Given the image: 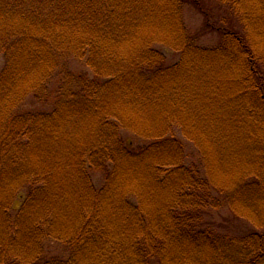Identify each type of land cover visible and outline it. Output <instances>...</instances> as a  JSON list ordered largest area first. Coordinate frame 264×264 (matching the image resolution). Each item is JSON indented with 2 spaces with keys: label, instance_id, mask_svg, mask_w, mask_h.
Segmentation results:
<instances>
[{
  "label": "trees",
  "instance_id": "trees-1",
  "mask_svg": "<svg viewBox=\"0 0 264 264\" xmlns=\"http://www.w3.org/2000/svg\"><path fill=\"white\" fill-rule=\"evenodd\" d=\"M231 1L238 5L239 0H0V146L17 149L10 160L32 164L37 143L48 142L49 134L73 135V123L82 126L85 119L95 125L80 154L72 141L57 158L70 165L72 156L80 170V182L69 185L85 191L79 193V212L68 211L69 192L53 169L41 163L14 170L27 193L19 210L0 202V264H264V39L248 38L244 21L239 30L236 8L231 12L233 6L226 5ZM186 7L204 17L198 36L183 24ZM221 7L229 21L213 24ZM159 16L180 22L172 39L139 33ZM212 32L220 43L204 49L198 41ZM157 46L202 56L207 66L223 65L226 79L214 83L203 75L209 93L193 91L177 83L182 68L170 66ZM75 64L84 71L74 72ZM206 93L209 99L201 100ZM30 102L48 112L27 109ZM117 103L136 114L163 108L166 122L160 130L138 132L130 111ZM61 113L70 123L57 122ZM234 115L245 120L246 139L222 134L232 128ZM177 128L197 150L195 167L184 166ZM123 131L140 143L125 144ZM248 162L252 168L245 174ZM131 167L139 177L121 185L120 168ZM91 172L104 176L102 187L92 185ZM221 198L234 213L233 223L242 221L228 233L206 218ZM240 202L246 213L238 210ZM156 205L160 211L154 215ZM52 243L69 255L54 252Z\"/></svg>",
  "mask_w": 264,
  "mask_h": 264
},
{
  "label": "rangeland",
  "instance_id": "rangeland-1",
  "mask_svg": "<svg viewBox=\"0 0 264 264\" xmlns=\"http://www.w3.org/2000/svg\"><path fill=\"white\" fill-rule=\"evenodd\" d=\"M227 2L228 0H224ZM242 1V2H241ZM42 5V4H41ZM215 5V4H214ZM226 5H232L233 7H230L231 12L234 10V7L236 8L237 12H232L236 13V24L237 26L240 27L239 30L243 31V25L242 21L247 23V37L250 36L251 38L255 37V39H264V27H262L259 23L262 21L260 16L264 15V0H239L238 5H234L231 1V3H227ZM42 6H45L44 4ZM222 11H220L219 16L217 15L213 20V24H218L217 21H224L225 23H228L229 20V11L228 9L224 10L221 7ZM247 18L246 19H241L242 16L246 15L247 13ZM241 13V15H240ZM243 13V14H242ZM260 15V16H259ZM163 16V15H162ZM162 16L160 17V21H155L152 23V25H149L148 27L141 29V32H139L142 36H153V37H159L161 39H172L170 37H173L177 34V30L179 28L180 22L177 23L176 19L173 17L170 20L168 17L164 18ZM183 24L186 27V30L190 35L192 36H198L203 30H204V17L195 9L191 7H186L183 11ZM249 16V17H248ZM252 17V19H251ZM244 18V17H243ZM158 19V18H157ZM179 19V18H178ZM251 19V21H250ZM165 20V21H164ZM174 20V22H172ZM217 22V23H216ZM220 25V24H219ZM218 25V26H219ZM258 25L261 26V31L258 28ZM179 32V31H178ZM147 33V35H146ZM249 38V37H248ZM260 39V40H261ZM199 45L202 46L204 49H212L215 48L219 43H220V35L218 32H212L210 34H207L206 36L202 37L198 41ZM156 49L163 54L164 58L167 59L168 63L170 66H180L182 68V75H180L179 82H185L186 86L190 88L191 90L195 91L196 89L199 91H210L209 87L206 85H203L200 81V78L204 75L207 79H210L214 83H222L224 78L226 79L225 76L226 72H224V67L223 65L215 64V65H206L205 62H202V59H204L202 56H195L193 53L192 55H183L181 52H176L172 50L171 48H167L165 46H157ZM194 57V58H193ZM4 65V60L2 57H0V69ZM71 69L74 70V72H82L84 71L83 68L80 67V65L75 64L71 66ZM88 75H92L88 70H85ZM215 86V85H214ZM168 88V86H165ZM178 90H181L180 88ZM181 92H183L181 90ZM205 94V96H200L202 98L201 100H207L210 97V94ZM184 94V92H183ZM182 95V93H181ZM108 96H110L108 94ZM207 98V99H206ZM121 99V97L117 98ZM216 100V99H215ZM220 101V100H219ZM53 100H51L49 103H52ZM221 102V101H220ZM122 109L125 110V112L130 111V118L133 119V122L130 124L132 127H134L138 132L142 133H150L153 130H160L163 124V120H165L164 116V109L160 108L158 110H151V111H145V112H140L143 114H136L134 111L129 110L128 108L130 107H125L122 105V103H117ZM27 109H33L34 111L39 113H42V110H44L43 107L39 106L38 109H36L35 106H32V103L30 102L27 105ZM45 107V106H44ZM175 113H177V110H173ZM210 111V110H209ZM43 112H48V110H44ZM211 112H209L207 115H205L207 118L210 115ZM62 115V116H61ZM60 118L57 119V122L63 118V121L65 120L70 123L68 119H66V116L61 113ZM172 116L173 113H172ZM216 119V118H215ZM226 119V118H225ZM225 119L220 120L222 123L225 122ZM232 122H229L232 128L228 127L223 135L227 134V136H231L232 132L234 133L232 136H234L236 139H246L248 136L246 135V132L249 131V128H247L246 123L244 122L242 118L239 119L238 115H234L232 117ZM81 121L82 126H76L77 122L73 123L72 129H74L73 135H68L66 131H59L60 133L57 136H51L49 134V141L48 142H38L36 151L34 154H32L30 157H33L32 164H28L27 162H20L19 164L16 162H12L11 159V153L17 152V149L14 148L13 150L11 148H1L0 146V177L3 178V185H4V190L0 192V202L1 203H10V208L19 210L22 205V196H25L27 193V189H22V184L21 183V178H18L17 175L15 174L16 170L17 172H20V168H29L31 166L35 168H40V164L43 163L46 167H49L53 169V176L57 179L60 180L61 186L65 188L63 191H68L69 193V198L70 201L68 203L69 209L71 213L79 212L80 207L79 205L81 204V196L79 193H84V189L81 191V185L79 184V192H76L74 189L75 187H69V185L78 183L82 179V175L79 174V168L77 169V165L75 166V163L72 160L71 156V164L70 165H63L64 160H59L65 152H67V149L72 148V141L78 142L77 146L80 147L78 148V154H80V151L84 145L85 138L87 137L85 134H88V130H93L94 126L93 121ZM218 120V119H216ZM231 121V118L229 119ZM54 121V120H53ZM238 121V122H237ZM190 120L186 121V128H189V130L193 131L192 125H190ZM87 123V124H85ZM127 123V122H126ZM78 124V123H77ZM79 125V124H78ZM237 125V126H236ZM234 126V128H233ZM93 127V128H92ZM2 125H0V138L5 135V131L2 129ZM219 132H222V129L219 130ZM221 134V133H220ZM122 136L124 138V143L128 144L131 143L132 146H137L138 143H140L137 138H135L133 135L123 131ZM176 138L178 141L182 144V151L183 157H185V163L184 166L188 167H195L196 162L199 161V156L197 155V150L193 144L191 143L185 135L181 132L179 128L176 129ZM92 142H95V138L92 139ZM41 148V149H40ZM56 156H55V155ZM29 155L26 154V157ZM59 157V159H57ZM31 159V158H30ZM49 159H52L49 160ZM61 161V163H60ZM251 163L248 162L246 164V167L244 170L245 174L252 168L250 166ZM71 167V169L69 168ZM16 168V169H15ZM72 169L74 171H72ZM75 169L78 172L75 171ZM15 170V172H14ZM196 170V169H195ZM227 171V170H226ZM27 173V172H26ZM120 173H123L121 175H125L124 179L122 180L123 183L121 185H124L126 183H129L131 181H134L139 177L138 174L133 172L132 167L129 169V171L125 172V168H120ZM191 173V172H190ZM91 181L92 185L98 189L103 186L104 184V176L100 173H95L91 172ZM232 185V182L230 183ZM83 185V183H82ZM143 188V184H142ZM13 196V197H12ZM46 197V196H45ZM44 196H41L40 199H44ZM222 199V198H221ZM134 204H136V200H132ZM238 210L241 213H246V209L243 207V204L240 202L236 204ZM160 205H156L154 208H151V211L154 215H157L160 210ZM13 211V210H12ZM15 216V213H13ZM80 214V213H77ZM34 215V213H33ZM234 213L229 208V205L224 204V199H222L219 202V207L216 210H209L207 214V220L209 223V226L212 225V227H218L220 229L223 227L220 231L221 232H229V228H231V225L233 226H240L238 221L237 223H233L235 221V217L233 216ZM35 216V215H34ZM3 219L2 216L0 215V224L2 223ZM228 221V222H227ZM211 224V225H210ZM245 226V224H244ZM52 250L56 253H61L62 256L67 257L69 253L66 251L65 248H63L61 245H57L55 243H52ZM68 254V255H67Z\"/></svg>",
  "mask_w": 264,
  "mask_h": 264
}]
</instances>
